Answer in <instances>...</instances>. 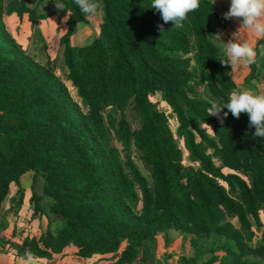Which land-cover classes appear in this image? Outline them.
<instances>
[{"label":"trees","instance_id":"16d2710c","mask_svg":"<svg viewBox=\"0 0 264 264\" xmlns=\"http://www.w3.org/2000/svg\"><path fill=\"white\" fill-rule=\"evenodd\" d=\"M27 2L0 0V22L5 12L20 18L27 14L33 23L47 18ZM61 2L65 11L59 17H70L61 41L67 80L81 105L53 67L25 55L0 24V209L12 184L19 186L27 173L43 171L44 194L52 211L62 216L56 230L22 237V245H14L24 255L50 261L71 247L118 252L122 237L132 239L133 252L156 230L182 228L228 240L221 246L225 256L214 259L240 264L249 246L229 220L253 233V219L264 230V139L253 137L247 113L237 119L229 112L221 123L209 116L211 104L198 98L197 87L203 86L223 105L238 90L215 44L218 6L200 0L183 27L175 28L150 8L152 0H100V35L85 46H73L71 36L88 17L74 0ZM258 52L257 58L262 56ZM158 93L175 115L177 132L198 169L184 165L169 117L151 99ZM130 105L140 114L141 127L133 129L122 116L118 135L127 152L133 145L141 152L152 186L131 157L124 164L110 147L103 112H123ZM30 114L35 118L29 120ZM193 118L214 125L217 140L195 126ZM224 168L232 173L224 174Z\"/></svg>","mask_w":264,"mask_h":264},{"label":"rangeland","instance_id":"374dc122","mask_svg":"<svg viewBox=\"0 0 264 264\" xmlns=\"http://www.w3.org/2000/svg\"><path fill=\"white\" fill-rule=\"evenodd\" d=\"M214 2V0H211ZM230 1L215 0V4L219 8V16L215 19L216 26L215 44L224 54L222 44L227 43L232 38V32L228 29L221 31V23L223 13L230 8ZM27 5L35 8L39 14H46V19L33 23L26 14L20 18L16 13L5 12L0 24L5 33L19 46L21 51L34 61L53 67L54 74L61 79L67 86L72 98L81 105V99L78 97L76 89L72 83L67 80L68 69L65 65L64 48L61 44L63 37L68 32L67 21L64 17H59V11L56 9L53 0H28ZM103 12L96 17H88L85 25L78 26L76 33L71 36L70 42L73 46L82 34L86 36L82 46L92 42L101 33V25L103 22ZM239 22V20H238ZM220 23V24H219ZM226 27V25H225ZM241 36L251 44L258 55V50L264 53V44L259 46L261 38L253 36ZM83 40V39H82ZM75 41V42H74ZM76 44V43H75ZM255 57V63L246 66H240L232 72L231 65H226L228 73H231L233 81L237 85L238 90H250L254 94L264 95V55ZM193 58V55H191ZM225 59V55H224ZM193 63V70H195ZM249 81L246 82V79ZM198 98L201 100H213L217 102L211 93L205 87H197ZM152 101L157 104L158 108L165 111L169 117L170 127L175 134L177 144L183 151L184 165L188 169H198L194 164L188 150V146L184 138L177 132L178 124L175 115L166 106L160 93L151 96ZM87 112V109L83 108ZM124 116L133 129H139L142 124L140 114L130 105L123 112H114L105 110L103 117L108 129V137L110 147L118 151V154L125 164L128 156L131 157L146 178L150 186L153 184L151 169L141 159V152L133 145L127 152L120 141L118 135V122ZM216 121L220 122L217 116L212 115ZM223 117V113H220ZM35 118L34 114L29 115V120ZM195 126L206 131L212 138L217 140L218 132L214 125L204 122L201 119L193 118ZM200 142L201 139L198 138ZM212 155L214 163L221 167V162L213 150H208ZM54 161L48 163L52 166ZM127 173L131 176L130 169L126 167ZM226 175L232 172L223 169ZM46 186L45 175L43 171L29 172L21 178L20 185L12 184L9 194L0 209V264H220L214 258L222 259L225 253L221 250V246L228 242L226 239L216 236H198L189 233L182 228H170L166 230L154 231V235L144 240L140 245L131 247V238L122 237L121 247L118 252H94L93 248H67L63 254L54 257L53 260L29 259L22 254L18 247L14 244L22 245V237L37 236L40 237L48 228L56 230L62 225V216L56 215L50 206L51 200L45 196L44 188ZM231 196L240 199L238 192H232L227 188ZM72 211H77L74 207ZM135 214L140 216V208L134 209ZM236 229L241 232L249 249L244 254L240 264H264V230L258 228L253 219H251L255 231L242 228L236 219H230ZM258 249V250H257ZM216 250V252H213ZM67 252V253H66Z\"/></svg>","mask_w":264,"mask_h":264},{"label":"clouds","instance_id":"9594fccd","mask_svg":"<svg viewBox=\"0 0 264 264\" xmlns=\"http://www.w3.org/2000/svg\"><path fill=\"white\" fill-rule=\"evenodd\" d=\"M58 11H65V5L61 0H53ZM81 13L86 17H96L102 13L100 0H74ZM215 3V0H214ZM200 0H152L150 8L156 9L165 24L173 23V27L182 28L188 14L199 9ZM70 17H64L65 22ZM225 20L239 18L240 28L232 34V38L227 43L222 44L225 59H221L222 65H231L232 72L240 66L255 63L257 55L253 46L247 42L240 34V29L244 28L255 38H264V0H231L230 8L223 13ZM159 30L164 32V25H158ZM264 55V53H261ZM229 73V75L231 74ZM209 116L215 115L221 123L230 112L233 117L239 118L241 113L249 116V127H254V138L264 139V95L254 94L252 91L233 90L230 93L228 102L221 105L213 100ZM223 109V117L220 113ZM26 256L31 259V254L26 252Z\"/></svg>","mask_w":264,"mask_h":264},{"label":"crops","instance_id":"0c3cea01","mask_svg":"<svg viewBox=\"0 0 264 264\" xmlns=\"http://www.w3.org/2000/svg\"><path fill=\"white\" fill-rule=\"evenodd\" d=\"M227 1H230V0H227ZM238 20H239V22H238ZM222 25L220 26L221 27V31L223 30V31H225L226 29L228 30H230L232 33H234V32H236L239 28H240V26H241V20L239 19V18H233V19H229V20H225L223 17H222V20L221 21H219ZM219 23V24H220ZM225 25H226V27H225ZM215 26V25H214ZM215 29H216V26H215ZM216 32H217V30H216ZM240 34H242V35H246L247 37L248 36H252L251 35V33L250 32H248L246 29H244V28H241L240 29ZM83 39V40H82ZM82 39H81V37H79L78 39L76 38V41L77 42H75L74 43V45H76V46H82V44H83V41H84V39H86V36L84 35V34H82ZM259 39V38H258ZM67 253V252H66Z\"/></svg>","mask_w":264,"mask_h":264}]
</instances>
